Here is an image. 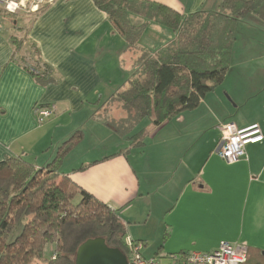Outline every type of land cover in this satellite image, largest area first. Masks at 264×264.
Returning a JSON list of instances; mask_svg holds the SVG:
<instances>
[{
  "label": "crops",
  "instance_id": "1",
  "mask_svg": "<svg viewBox=\"0 0 264 264\" xmlns=\"http://www.w3.org/2000/svg\"><path fill=\"white\" fill-rule=\"evenodd\" d=\"M150 1L186 17L214 12L221 0ZM263 3L235 22L222 84L197 108L151 132L143 149L117 156L128 144L102 114L116 109L112 99L140 59L135 50L157 52L174 33L150 24L129 48L92 0H54L36 14L13 15L6 31L0 25V161L20 156L36 169L44 168L61 144L80 132L60 172L116 213L125 234L143 243V256L205 253L228 242L246 247L247 264H264V139L246 146L245 158L236 163L216 154L221 124L235 129L257 124L264 134ZM15 20L29 24L20 53L13 56L10 38L23 36V25ZM141 22L131 18L133 25ZM19 59L48 65L55 82L39 85ZM38 105L55 106L42 124L34 114ZM122 114L117 111L118 118ZM171 126L177 154L170 167L167 150L156 138Z\"/></svg>",
  "mask_w": 264,
  "mask_h": 264
},
{
  "label": "trees",
  "instance_id": "2",
  "mask_svg": "<svg viewBox=\"0 0 264 264\" xmlns=\"http://www.w3.org/2000/svg\"><path fill=\"white\" fill-rule=\"evenodd\" d=\"M92 1L129 48L139 43L150 24L175 35L155 58L139 59L125 88L113 97L124 115L113 119L111 110H104L106 125L128 144L113 156L143 149L151 132L181 112L197 108L206 94L222 84L235 42V22L257 12L262 4L261 0H221L214 12L183 17L150 0ZM132 17L141 24L133 25ZM10 39L14 56L23 40ZM32 52L34 56L35 49ZM17 61L39 85L55 82L48 65ZM145 120L148 125L133 133ZM80 137L76 132L63 142L53 161L41 169L20 156L0 161V264H39L47 245L52 246V255L43 264H74L78 246L97 237L126 254L125 229L116 213L60 172L63 157ZM248 260L247 251L245 264Z\"/></svg>",
  "mask_w": 264,
  "mask_h": 264
},
{
  "label": "built area",
  "instance_id": "3",
  "mask_svg": "<svg viewBox=\"0 0 264 264\" xmlns=\"http://www.w3.org/2000/svg\"><path fill=\"white\" fill-rule=\"evenodd\" d=\"M54 0H0V7L9 15L36 14ZM55 106L38 105L34 111L38 124H42L54 114ZM220 138L216 154L226 163H236L245 158V148L257 144L264 139V134L257 124L243 129H235L231 123L221 124ZM128 264H245L246 247L239 244L221 242L211 252H180L158 257L146 258L142 255L143 243L134 241L129 235L123 238Z\"/></svg>",
  "mask_w": 264,
  "mask_h": 264
},
{
  "label": "rangeland",
  "instance_id": "4",
  "mask_svg": "<svg viewBox=\"0 0 264 264\" xmlns=\"http://www.w3.org/2000/svg\"><path fill=\"white\" fill-rule=\"evenodd\" d=\"M262 1V0H261ZM264 4V3H263ZM2 10V9H0ZM1 16H0V25H1V28L3 31H6L9 27V24H8V20H13L14 19V16L13 15H8V14H3V11L0 12ZM21 19V18H20ZM26 19V18H25ZM15 21H18L20 22L23 26H22V30H23V36L21 37L22 40H25L24 38L25 37V34L27 33V27L26 26L27 23L26 21L29 22V20H26V21H22V20H15ZM29 45V44H28ZM27 45V46H28ZM135 51H140L139 53V57L140 59L143 58L144 56H146L147 58H155V55H156V52L152 53V51L150 52H147V51H141L140 49L138 50H135ZM137 63V61L135 62V64ZM139 65L137 64V67ZM112 106H114L112 104ZM121 111V107L120 105L118 104L116 109L113 108V111L111 110V113H112V116H113V119H119L118 116H117V111ZM106 112H108V108L106 109ZM124 115V113L122 114ZM120 116V115H119ZM148 125V122L145 120L143 122H141L138 127L133 131V133H136L138 130H140L141 128H144ZM170 125H173V124H170ZM172 128H175L174 126H171L165 130H162L159 132L157 138H156V144L161 146L164 150H167V153H166V161H167V164L170 165V167L173 165V161L175 159V156L177 154V144L174 140L175 138V132L172 131ZM135 153H141L139 151H136ZM149 153V152H148ZM152 155V153H149ZM146 159V158H145ZM131 161H132V158H131ZM52 246L51 245H47V247L45 248L44 250V253H43V257H42V260L41 261H38L39 264H43L44 263V260H48L50 259L51 255H52ZM143 254V253H142ZM145 256V255H144ZM147 257V256H145ZM148 258V257H147Z\"/></svg>",
  "mask_w": 264,
  "mask_h": 264
},
{
  "label": "water",
  "instance_id": "5",
  "mask_svg": "<svg viewBox=\"0 0 264 264\" xmlns=\"http://www.w3.org/2000/svg\"><path fill=\"white\" fill-rule=\"evenodd\" d=\"M74 264H128L117 248H110L103 238L87 239L78 246Z\"/></svg>",
  "mask_w": 264,
  "mask_h": 264
}]
</instances>
